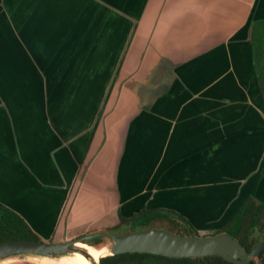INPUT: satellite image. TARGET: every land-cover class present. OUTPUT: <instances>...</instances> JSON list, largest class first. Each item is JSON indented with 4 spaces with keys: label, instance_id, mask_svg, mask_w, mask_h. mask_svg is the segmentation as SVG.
<instances>
[{
    "label": "crops",
    "instance_id": "crops-1",
    "mask_svg": "<svg viewBox=\"0 0 264 264\" xmlns=\"http://www.w3.org/2000/svg\"><path fill=\"white\" fill-rule=\"evenodd\" d=\"M248 197L264 0H0V207L40 240L143 209L213 235Z\"/></svg>",
    "mask_w": 264,
    "mask_h": 264
},
{
    "label": "water",
    "instance_id": "water-1",
    "mask_svg": "<svg viewBox=\"0 0 264 264\" xmlns=\"http://www.w3.org/2000/svg\"><path fill=\"white\" fill-rule=\"evenodd\" d=\"M159 226L161 228H155ZM129 228L123 234L122 229ZM109 241L111 246L106 255L93 261L87 251L77 248V243L88 244L98 249L106 245L95 244L96 240ZM264 248V240L255 245L248 254L240 242L226 232L213 235L186 236L172 232L165 222L153 223L148 228L131 230L122 226L116 231L104 230L86 234L60 242L18 239L0 243V261L14 257L56 258L78 253L90 264H100V259L107 255L150 254L167 258H205L218 256L232 264H250L255 261Z\"/></svg>",
    "mask_w": 264,
    "mask_h": 264
},
{
    "label": "trees",
    "instance_id": "trees-1",
    "mask_svg": "<svg viewBox=\"0 0 264 264\" xmlns=\"http://www.w3.org/2000/svg\"><path fill=\"white\" fill-rule=\"evenodd\" d=\"M165 222L170 230L180 235L197 236L199 233L181 216L171 211L143 209L130 218H119L112 229L130 226L131 230L148 228L153 223ZM226 232L237 239L249 254L252 248L264 240V200L248 197L230 221L217 233ZM40 240L27 222L13 211L0 207V243L8 240ZM100 264H232L218 256L205 258H167L150 254L107 255ZM250 264H264V248Z\"/></svg>",
    "mask_w": 264,
    "mask_h": 264
},
{
    "label": "bare ground",
    "instance_id": "bare-ground-1",
    "mask_svg": "<svg viewBox=\"0 0 264 264\" xmlns=\"http://www.w3.org/2000/svg\"><path fill=\"white\" fill-rule=\"evenodd\" d=\"M77 248L83 249L87 251V254L92 258L93 261H98V259L101 256H104L108 253V250L106 247H102L101 249H98L96 247H93L88 244H82V243H77L75 245ZM42 258L40 262L44 264H90V262L83 257L82 255L78 253L74 254H69L65 256H58L56 258H45V257H40Z\"/></svg>",
    "mask_w": 264,
    "mask_h": 264
},
{
    "label": "rangeland",
    "instance_id": "rangeland-1",
    "mask_svg": "<svg viewBox=\"0 0 264 264\" xmlns=\"http://www.w3.org/2000/svg\"><path fill=\"white\" fill-rule=\"evenodd\" d=\"M132 31H133V29H132ZM155 228H161V227L155 226ZM129 230H130L129 228L124 227L122 229V233L125 234V233L129 232ZM204 234H206V233H201L200 235H204ZM102 244L106 245V248L109 251V247L111 246L109 241H104V242H102ZM41 259L42 258H40V257L37 258V257H33V256L14 257V258H10V259L0 261V264H44V263L40 262Z\"/></svg>",
    "mask_w": 264,
    "mask_h": 264
},
{
    "label": "flooded vegetation",
    "instance_id": "flooded-vegetation-1",
    "mask_svg": "<svg viewBox=\"0 0 264 264\" xmlns=\"http://www.w3.org/2000/svg\"><path fill=\"white\" fill-rule=\"evenodd\" d=\"M103 242V239H100V240H96L94 243L95 244H101Z\"/></svg>",
    "mask_w": 264,
    "mask_h": 264
}]
</instances>
